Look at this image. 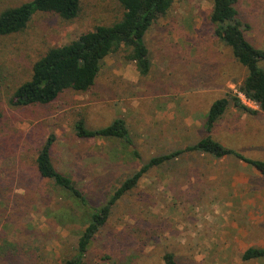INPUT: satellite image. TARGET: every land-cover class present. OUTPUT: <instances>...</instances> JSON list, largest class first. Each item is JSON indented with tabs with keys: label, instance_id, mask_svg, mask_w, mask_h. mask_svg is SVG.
<instances>
[{
	"label": "rangeland",
	"instance_id": "rangeland-1",
	"mask_svg": "<svg viewBox=\"0 0 264 264\" xmlns=\"http://www.w3.org/2000/svg\"><path fill=\"white\" fill-rule=\"evenodd\" d=\"M22 1L0 0V11ZM211 8V0H173L143 37L147 75L120 48L103 59L88 92L67 90L46 106L15 107L8 98L48 47L120 18L117 1L81 0L73 20L37 13L23 31L0 35V264H60L75 254L87 224L90 208L55 190L36 170L35 155L50 134L56 167L84 173L81 188L93 207L150 157L207 134L264 161V112L250 114L230 101L210 133L204 128L216 98L238 96L258 110L240 96L246 69L214 35ZM237 9L248 40L264 49V0H237ZM78 117L88 128L121 117L133 143L78 138ZM249 247L264 248V174L232 155L185 152L151 167L115 202L84 261L165 264L171 252L177 264H264V258H241Z\"/></svg>",
	"mask_w": 264,
	"mask_h": 264
},
{
	"label": "trees",
	"instance_id": "trees-1",
	"mask_svg": "<svg viewBox=\"0 0 264 264\" xmlns=\"http://www.w3.org/2000/svg\"><path fill=\"white\" fill-rule=\"evenodd\" d=\"M122 14L110 24H98L93 29L79 34L71 41L48 47L32 64L28 79L22 81L8 98L11 106L28 107L30 105H50L67 90L88 92L94 85L103 59L124 49L126 58L133 61L136 70L142 76L150 69V59L143 37L149 27L164 16L173 0H116ZM212 8L209 21L214 26V35L230 48L233 58L246 69V75L240 81L238 89L258 110L245 106L238 96L231 100L222 96L213 100L206 114L204 128L210 133L214 124L225 113L232 101L234 107L250 114L264 112V49L255 47L246 37L239 19L237 0H211ZM81 10V0H26L0 11V35H9L23 31L37 13H52L70 21ZM2 112L0 111V119ZM75 134L82 139H116L132 145L125 120L113 119L109 124L88 128L82 117L74 123ZM56 137L50 134L37 151L34 163L42 179L50 182L55 190L63 192L78 205L89 207L87 224L80 233L75 254L60 264H88L84 261L91 241L105 224L112 206L125 193L133 189L141 177L153 166L160 165L185 152H198L214 157L232 155L254 166L264 174V161L253 159L228 148L209 134L196 143L150 157L135 172L125 177L109 195L105 203L98 207L90 205L85 191L81 188L84 173L60 170L52 157V148ZM133 155L139 154L133 149ZM165 264H177L175 256L167 252L163 256ZM243 260L263 259L264 248L249 247L241 255Z\"/></svg>",
	"mask_w": 264,
	"mask_h": 264
},
{
	"label": "built area",
	"instance_id": "built-area-1",
	"mask_svg": "<svg viewBox=\"0 0 264 264\" xmlns=\"http://www.w3.org/2000/svg\"><path fill=\"white\" fill-rule=\"evenodd\" d=\"M240 96H244L242 93H240ZM245 97V96H244ZM247 99V98H246ZM248 101H251V100H249V99H247ZM253 102V101H252Z\"/></svg>",
	"mask_w": 264,
	"mask_h": 264
}]
</instances>
